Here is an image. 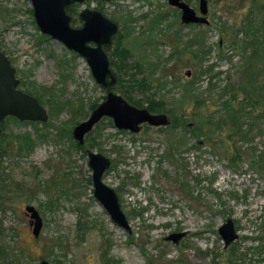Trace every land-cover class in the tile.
<instances>
[{
	"label": "rangeland",
	"instance_id": "1",
	"mask_svg": "<svg viewBox=\"0 0 264 264\" xmlns=\"http://www.w3.org/2000/svg\"><path fill=\"white\" fill-rule=\"evenodd\" d=\"M183 1L199 13V0ZM252 2L207 0L206 24L182 23L168 0L77 4V13L97 8L119 23L110 52L120 43L131 54L129 64L140 67L121 76L127 81L134 73L144 81L132 97L144 107L151 99L162 102L189 124H144L131 133L103 117L78 148L72 130L107 89L81 56L39 31L30 0H0V49L16 69L18 88L48 113L45 122L3 120L0 264H264V2H258L262 12ZM77 13L75 26L82 24ZM250 14L251 24L261 27L259 38L246 51L232 47L229 36L242 37L237 28ZM226 87L236 89L235 108L240 101L248 105L238 109L246 134L229 137L228 127L210 133L222 151L189 129L208 112L219 116L231 95ZM112 89L124 97L123 88ZM87 150L110 159L103 180L116 191L130 233L94 197ZM231 154L240 159L231 161ZM27 204L42 217L38 236ZM228 218L238 237L225 248L218 228ZM180 231L186 235L178 243L165 240Z\"/></svg>",
	"mask_w": 264,
	"mask_h": 264
},
{
	"label": "water",
	"instance_id": "2",
	"mask_svg": "<svg viewBox=\"0 0 264 264\" xmlns=\"http://www.w3.org/2000/svg\"><path fill=\"white\" fill-rule=\"evenodd\" d=\"M85 1L30 0L35 23L40 32L50 38L60 40L67 49L81 56L88 64L95 82L107 89L104 100L92 109L85 120L74 126L73 139L79 145H83L85 136L103 117L111 118L117 129L127 130L131 133L139 132L142 124L145 123L154 127L170 124L171 119L167 113H154L145 107H137L112 89L117 83V75L112 68L110 49L118 32L119 23L101 10L84 7L78 14L82 24L77 27L73 26L71 24L73 16L68 8L73 4ZM168 3L180 10L182 23H208L205 17L208 12L207 0H199V14L183 0H168ZM15 72L16 69L12 66L10 59L0 49V121L6 116L16 117L20 121H47L46 108L35 96L18 88L19 79ZM187 74L189 75V72ZM87 157L91 168L94 197L108 213L111 220L130 233V224L121 208L116 191L103 180V174L111 164L110 159L100 152L90 150H87ZM25 213L30 217L32 233L38 236L42 227L41 215L31 204L25 206ZM218 233L224 241L225 248L238 237L231 218L226 219L219 226ZM185 235V231L172 232L165 239L178 243ZM40 264L50 263L43 259Z\"/></svg>",
	"mask_w": 264,
	"mask_h": 264
},
{
	"label": "trees",
	"instance_id": "3",
	"mask_svg": "<svg viewBox=\"0 0 264 264\" xmlns=\"http://www.w3.org/2000/svg\"><path fill=\"white\" fill-rule=\"evenodd\" d=\"M259 0H253L252 2V8L255 10H258L260 12H262L263 9V4L259 5L258 4ZM264 2V0H263ZM74 12V8L71 9ZM30 11L32 12V10L30 9ZM249 16V15H248ZM247 16V17H248ZM252 14H250V16L248 17V23L246 25H243L241 27L237 28L238 32H241V38L238 39L236 38V36H229L228 40L230 41V45L234 48H238L240 50H245L246 51V47L247 44H255V41L259 38V31L261 30V27L259 26V24L257 22L254 21V23L258 24V25H252L251 24V18ZM262 25H264V21L262 20V23H260ZM247 35H251L252 38L254 37L253 41L248 42V39L246 38ZM243 42V43H239ZM131 54L130 52L125 49L124 47H122L120 45V43H116L115 48L111 51V58H112V68L116 70V74H117V83L114 87H118V88H123L121 90V92L124 94V97H126L125 99H127L131 104L137 106V107H144V105L142 104L141 100L139 99H135L132 97L131 95V91H133V89H136V86H143L144 81L143 79L137 80L134 77V73L131 74V77L126 81L125 79H123V76H121L122 71H125L129 68H133L135 67V70H139V65L137 63H133L132 65L129 64V58H130ZM251 56L248 57V59ZM114 70V71H115ZM118 84V85H117ZM229 89V87H226V89ZM244 93H246L245 91H243ZM229 93L230 98L228 101H224L223 105L224 110L219 114L218 117L215 116V112H208L206 114V116H203L202 118H198V120H194L192 122V124L194 125V127L190 128L189 131L191 133H198L199 135L203 136L204 138H206V143H208L210 145L211 148L213 149H217V150H222L224 151L223 146L221 145V142L218 141L214 136L212 137L210 135V133L213 132V128L217 129V130H224L226 127H228V130L230 128L229 131V137H231V135L233 134V132L237 133H241L242 135L246 134V133H242L241 130V125L242 123L240 122V120H238V116L241 111H239L238 109H245L246 105H248L245 102H238L240 107L239 108H235L233 106V104L231 103L230 99L232 100H236L237 99V93H236V89L235 88H230L229 89ZM245 98H247V95H243ZM105 98V97H104ZM249 102V101H248ZM98 104L97 103H92L91 108L94 109ZM253 106H251L252 108ZM145 108H147L150 112H154V113H158V112H164L170 115L171 117V123L173 125H181L182 127L188 129L189 128V124L186 125L187 123L181 119L178 115L174 114V112L170 109H165L163 107L162 102L159 101H155L153 99L148 101V104L145 106ZM253 112V111H251ZM256 117V116H255ZM205 127V129H204ZM197 131V132H196ZM3 141V137H0V158L4 156L5 154V147L4 145H2ZM23 143H25V145L27 146H32V141L29 138V136H23ZM75 146L80 148L81 145H79L78 143H75ZM238 160L240 159L239 156L236 155H230V160ZM257 161H253V164H257ZM263 163V162H260ZM264 169V166H261ZM5 258V250L4 248L0 245V259Z\"/></svg>",
	"mask_w": 264,
	"mask_h": 264
},
{
	"label": "flooded vegetation",
	"instance_id": "4",
	"mask_svg": "<svg viewBox=\"0 0 264 264\" xmlns=\"http://www.w3.org/2000/svg\"><path fill=\"white\" fill-rule=\"evenodd\" d=\"M87 1V0H86ZM85 1V2H86ZM101 1V0H100ZM84 2V3H85ZM31 4V3H30ZM77 4H83V3H76V4H73V5H71L69 8H68V11L72 14V16H73V19H72V22H71V24L73 25V22H74V14L73 13H77V10H76V6H77ZM85 7H87V6H85ZM74 8V12L71 10V9H73ZM84 8V7H83ZM83 8H81V9H83ZM90 8V7H89ZM80 9V10H81ZM91 9H93V8H91ZM94 9H97V8H94ZM31 10H32V14H33V9H32V6H31ZM79 10V11H80ZM98 10H100V9H98ZM79 11H78V13H77V17L79 18V16H78V14H79ZM196 12H197V14H199L198 13V11L196 10ZM181 14V13H180ZM34 17V16H33ZM180 17H181V15H180ZM80 19V18H79ZM81 20V19H80ZM34 21H35V19H34ZM82 21V20H81ZM73 26H75V25H73ZM80 26V25H79ZM75 27H77V26H75ZM39 29V28H38ZM40 31V30H39ZM43 34V33H42ZM45 35V34H44ZM111 53V52H110ZM114 70V69H113ZM116 73V72H115ZM117 75V74H116ZM116 85V84H115ZM7 117H12V118H16V117H13V116H6L4 119H6ZM4 119H2L1 121H0V124H1V134H0V137H3L2 136V133H3V127H2V124H3V120ZM17 119V118H16ZM19 120V119H18ZM144 124H142V126H143ZM145 125H148V124H146L145 123ZM148 126H150V125H148ZM140 131V130H139ZM28 205V204H27ZM32 205V204H31ZM27 215V214H26ZM29 216V215H28ZM43 223V222H42ZM29 224H30V217H29ZM31 226V225H30ZM34 235V234H33ZM35 236V235H34ZM166 240V239H165ZM181 240V239H180ZM236 240V239H235Z\"/></svg>",
	"mask_w": 264,
	"mask_h": 264
}]
</instances>
